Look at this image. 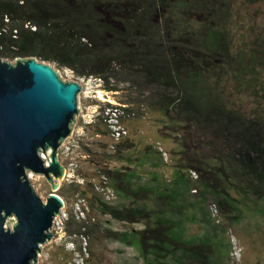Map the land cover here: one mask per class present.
<instances>
[{"label":"rangeland","instance_id":"obj_1","mask_svg":"<svg viewBox=\"0 0 264 264\" xmlns=\"http://www.w3.org/2000/svg\"><path fill=\"white\" fill-rule=\"evenodd\" d=\"M218 3L229 13L224 26L232 55L246 57L243 68L235 60L226 65L217 62L215 86L207 91L211 99L200 98L206 103L200 121L185 119L173 106H148L129 90L109 91L96 77L78 76L54 60L0 53L9 62L35 57L52 64L62 79L82 84L80 110L72 127L81 136L82 155L74 156L79 157V173L85 181H69L64 175L54 190L44 174L28 170V175L44 200L52 192L65 200L68 233L77 231L81 223L94 227L86 234L87 241H81L88 250L84 264H191L196 259L233 264L236 249L240 259L235 264H264V196L230 157L235 141L228 129L234 122L210 110V103H221L264 128V0ZM187 15L190 26L185 31L199 34L203 14L189 10ZM10 22L11 27L32 23L19 16ZM98 90L111 100L101 99ZM114 101L126 104L130 113L123 118L128 134L117 148L111 145L114 139L103 111ZM92 117L93 121L84 120ZM102 173L109 174L116 188L113 199L96 188ZM81 195L90 205L84 220L76 211ZM15 221L12 216L7 224ZM74 256L63 239H50L41 244L38 262L66 264Z\"/></svg>","mask_w":264,"mask_h":264},{"label":"trees","instance_id":"obj_2","mask_svg":"<svg viewBox=\"0 0 264 264\" xmlns=\"http://www.w3.org/2000/svg\"><path fill=\"white\" fill-rule=\"evenodd\" d=\"M218 7L217 0H0V28L6 13L37 26L21 25L17 37L0 34V53L54 60L78 76L102 78L109 91L129 90L148 106H173L185 119L200 121L206 115L200 98L211 99L207 91L215 86L217 62L235 60L243 68L246 57L232 55L224 26L229 13ZM189 10L203 14L199 34L185 31ZM210 110L234 122L226 134L235 141L230 157L264 196L261 123L221 103H210ZM94 230L83 223L77 228L86 234ZM191 264L212 263L196 259Z\"/></svg>","mask_w":264,"mask_h":264},{"label":"water","instance_id":"obj_3","mask_svg":"<svg viewBox=\"0 0 264 264\" xmlns=\"http://www.w3.org/2000/svg\"><path fill=\"white\" fill-rule=\"evenodd\" d=\"M81 90L78 80L62 79L50 63L0 56V264H36L41 244L54 235L65 200L56 192L44 200L28 170L60 187L65 165L59 147L72 132Z\"/></svg>","mask_w":264,"mask_h":264},{"label":"built area","instance_id":"obj_4","mask_svg":"<svg viewBox=\"0 0 264 264\" xmlns=\"http://www.w3.org/2000/svg\"><path fill=\"white\" fill-rule=\"evenodd\" d=\"M23 2V1H22ZM10 15L4 14V24L0 28V34L2 33H10L14 37H17L19 34V28L18 27H11L10 22ZM10 22V23H9ZM32 23H27L26 27H30L35 29V27L32 26ZM100 84L103 85V79L100 77H96ZM104 111L105 120L110 126V131L112 134V137L114 139V143H112L113 148H117L116 144L125 136L128 134V129L126 125L123 122V118L126 117L128 114L127 106L126 104L112 102ZM85 121H93L92 118L85 119ZM75 131L71 133L70 136H68L61 144L60 146V157L65 165V175L67 176V179L69 181H79L84 182L85 177L82 176L79 173V157H81V152L79 151L80 146V133L74 134ZM74 154H77L79 157H75ZM70 159L69 163L66 164L64 160ZM102 183L97 184L96 188L103 193L106 199H113L116 196V191L114 185L110 182L109 174L102 173L100 175ZM99 178V177H98ZM77 208L76 211L80 214L78 216L79 218L87 219V213L90 209L89 201L85 196H79L78 200L76 202ZM216 206V205H215ZM69 217V213L67 212L65 206L61 209V215L55 217L54 224L52 226V231L54 233L52 240L57 239H63L66 243V246L68 249L73 250L75 252L74 258H71L69 261L66 262V264H84L85 262V256L88 255V250L86 251V246H82L83 241H87V235L86 233H83L81 231H74L68 233L67 231V220ZM78 246H77V242ZM82 241V242H81ZM234 255V261L233 264H235V261L239 260L240 255V249L235 250ZM41 253H39V256ZM38 264H44L41 261L38 262ZM46 264V263H45ZM54 264V263H49Z\"/></svg>","mask_w":264,"mask_h":264},{"label":"bare ground","instance_id":"obj_5","mask_svg":"<svg viewBox=\"0 0 264 264\" xmlns=\"http://www.w3.org/2000/svg\"><path fill=\"white\" fill-rule=\"evenodd\" d=\"M98 96L101 98V99H104V100H111L110 98H107L106 97V95L103 93V91L102 90H98ZM85 120V119H84ZM74 131V129H73V127H72V132ZM66 139V138H65ZM64 139V140H65ZM63 140V141H64ZM62 144V143H61ZM61 146V145H60ZM59 150H60V147H59ZM59 157H60V151H59ZM60 159H61V157H60ZM62 160V159H61ZM64 175H65V169H64ZM31 176H32V174H31ZM65 206V205H64ZM64 206H62V207H64ZM62 207H61V209H62ZM61 215V211L59 212V213H57V216H60ZM57 216H55V217H57Z\"/></svg>","mask_w":264,"mask_h":264}]
</instances>
